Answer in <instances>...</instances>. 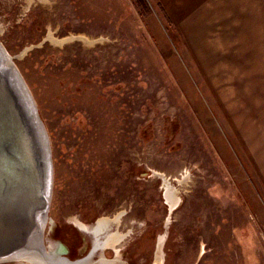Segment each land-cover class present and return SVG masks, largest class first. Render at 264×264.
I'll return each instance as SVG.
<instances>
[{"label":"rangeland","instance_id":"374dc122","mask_svg":"<svg viewBox=\"0 0 264 264\" xmlns=\"http://www.w3.org/2000/svg\"><path fill=\"white\" fill-rule=\"evenodd\" d=\"M0 42L51 140L47 250L128 208L115 264H264V0H0Z\"/></svg>","mask_w":264,"mask_h":264},{"label":"water","instance_id":"95a60500","mask_svg":"<svg viewBox=\"0 0 264 264\" xmlns=\"http://www.w3.org/2000/svg\"><path fill=\"white\" fill-rule=\"evenodd\" d=\"M1 163L5 168L0 180V197L6 205L0 209V261H7L15 258L12 257L14 251L25 248L30 242L45 247V224L52 199L53 159L50 136L38 104L0 42ZM35 187L37 193L32 197ZM86 232L95 236L93 232ZM96 249L94 245L89 256L75 261L64 257L60 249L56 254L73 264H82L79 263L82 260L88 264V258Z\"/></svg>","mask_w":264,"mask_h":264},{"label":"bare ground","instance_id":"6f19581e","mask_svg":"<svg viewBox=\"0 0 264 264\" xmlns=\"http://www.w3.org/2000/svg\"><path fill=\"white\" fill-rule=\"evenodd\" d=\"M81 37L82 36H77V38H81ZM73 38H74V36H71V37L63 38V39L56 40V41L59 44H63L64 41H68V40H71ZM52 40H54V39H52ZM88 42H94V41L93 40H88ZM4 168H5V165H2V163H1L0 164V180L2 179V175L4 174L3 173ZM36 190L37 189L35 187L33 189V192L31 193L32 197L36 196V193H37ZM174 194H175V191H172V188L167 185L166 190H165V196H166V198L168 199V201L171 204L170 207L174 206L176 204V202H177L176 197H173ZM14 196H15V194L10 198V200ZM4 205H6V203H4V199H1V197H0V209L3 208ZM118 218H119V216H118ZM75 220L77 221V219H75ZM110 220H112V219H110ZM110 220L107 219V218H103V219H100L94 225H85L84 223H82L83 227H85V228L86 227H90L89 230L91 232H93L94 234H96V236H94V238H93L95 246L101 245V247H103V245H108V244L113 245V244L116 243V240L120 237V236L118 237V235L116 233H113V234H107L105 236V238L102 239V240L98 239L99 234L104 232L107 229V227L110 225L109 224ZM33 237L31 238V241L34 239ZM164 240H165V236L161 235L159 237V251L157 252V255H158L157 259H159V257L162 256V252H163L162 245H163ZM160 249L162 251H160ZM100 252H101V255L103 256L104 255L103 251L101 250ZM13 254L14 255L12 257H15V258L11 259V260L15 261L18 264H73L72 262H67L64 259L59 258L56 253H53L51 256L48 255V253L46 252L45 248L44 249L40 248L35 243H31V242L25 248H18V250L13 252ZM79 263L85 264V261L82 260ZM99 264H115V263L114 262H105V261L100 260ZM157 264H159V261H157Z\"/></svg>","mask_w":264,"mask_h":264},{"label":"flooded vegetation","instance_id":"af4514ba","mask_svg":"<svg viewBox=\"0 0 264 264\" xmlns=\"http://www.w3.org/2000/svg\"><path fill=\"white\" fill-rule=\"evenodd\" d=\"M128 208H126L124 211L122 210L121 212H120V214H119V220H111V222L109 223L110 225L107 227V229L104 231V232H102V233H100L99 234V236H98V239H100V240H102V239H104L105 238V236L107 235V234H111L112 232H114V228H115V225L117 224V221H119V226H118V228L116 229V231L114 232V233H117V235H118V239L116 240V243L115 244H113V245H111V244H108V245H103V248L104 249H111V250H113V251H118V253H119V251H121V250H123V249H117L116 247L117 246H119L120 244H121V247H122V245H124V243H125V245L126 244H128L129 243V240L131 239V238H129L130 236H131V233H129L127 230H128V228H129V224H127L126 223V226H124V230H122L121 229V226L123 225L122 223H123V221L121 220V218L125 215H128ZM131 224L133 225V219L131 220ZM130 224V225H131ZM81 231L82 230H88V231H90L89 229H90V227H83L82 226V223L81 222H79L78 220H77V225H76ZM123 227V226H122ZM83 228V229H82ZM91 232V231H90ZM87 234H89V236H90V238H91V242H92V249H93V247H94V240H93V238H94V235L92 234H90V233H88V232H86ZM95 236H96V234H95ZM131 240H133V239H131ZM45 248V250H46V252L48 253V255H52L53 253H56L57 251H59V249H60V251H62V255H66V254H70L71 253V250H72V248H71V246L67 243V245L66 244H61V243H59V244H56V249L54 248V246L53 247H51L49 250H47V248L46 247H44ZM101 245H98L97 246V249L95 250V251H101ZM67 256V255H66ZM89 256V255H88ZM92 256V255H91ZM90 256V258H88V264H99L100 263V261H94L93 259L95 258V257H91ZM97 257V256H96ZM100 260H102V261H105V262H114V263H116V260H118V255L116 256V258H114V259H109V258H107V257H105V258H103L102 257V255H101V258H100ZM147 261H148V259L147 260H145V262L143 263V264H146L147 263Z\"/></svg>","mask_w":264,"mask_h":264},{"label":"crops","instance_id":"0c3cea01","mask_svg":"<svg viewBox=\"0 0 264 264\" xmlns=\"http://www.w3.org/2000/svg\"><path fill=\"white\" fill-rule=\"evenodd\" d=\"M258 37H260V35ZM257 153H258L257 151H254V154H255L254 155L255 165H257V167L260 170H263L264 171V158H262V157L259 158V156H258ZM262 153H263V151H262ZM261 175L264 176V172Z\"/></svg>","mask_w":264,"mask_h":264}]
</instances>
